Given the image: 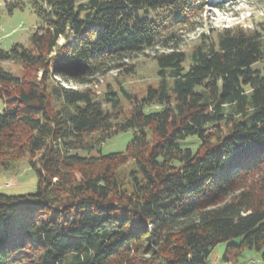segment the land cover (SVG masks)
Here are the masks:
<instances>
[{
    "label": "trees",
    "instance_id": "trees-1",
    "mask_svg": "<svg viewBox=\"0 0 264 264\" xmlns=\"http://www.w3.org/2000/svg\"><path fill=\"white\" fill-rule=\"evenodd\" d=\"M28 1L30 46L0 48V172L28 157L38 181L0 192V264H210L221 242L229 264L246 249L264 262V26L182 50L176 31L207 0ZM157 45L158 88L123 89L122 104L126 61ZM112 69L116 86L96 92ZM129 130L124 150L102 151Z\"/></svg>",
    "mask_w": 264,
    "mask_h": 264
},
{
    "label": "rangeland",
    "instance_id": "rangeland-1",
    "mask_svg": "<svg viewBox=\"0 0 264 264\" xmlns=\"http://www.w3.org/2000/svg\"><path fill=\"white\" fill-rule=\"evenodd\" d=\"M207 5L202 14L189 27L176 31L175 43L172 46L182 50H189L196 43L201 33L209 35L225 27L243 26L251 29H262L264 26V0H207ZM214 4H219L216 7ZM41 25V20L35 13L28 0H0V48L10 50L13 45L21 43L30 46L32 35ZM65 41L60 39V43ZM168 50L162 45L145 50L138 55H134L128 62H136V71L132 76L123 79V88L118 89V97L124 105L130 103V98L124 93L143 96L149 87L158 88L160 77L158 66L152 59L157 51ZM6 70L17 73L20 69L19 63L4 61L1 63ZM262 64H255L260 67ZM118 69L109 70L104 75H99L90 85L96 92L100 93L112 83L116 86L115 78L118 76ZM65 86H72L69 82H62ZM73 87H81L74 86ZM83 87V86H82ZM86 87V86H84ZM116 88V87H115ZM4 100L0 97V113L4 109ZM131 130L119 132L108 138L101 146L104 153L124 150L128 142L132 139ZM81 155H87L88 150H75ZM38 176L32 169L29 158H22L16 169L11 172H0V192L7 194H25L34 192L37 188ZM226 242L218 244L209 255L210 264H229L224 259ZM241 264H264L261 254L254 249H246L242 257ZM10 264H21L18 260ZM23 264V263H22Z\"/></svg>",
    "mask_w": 264,
    "mask_h": 264
}]
</instances>
